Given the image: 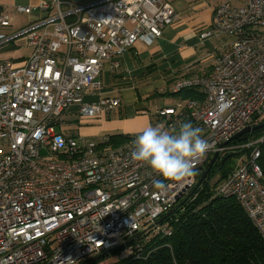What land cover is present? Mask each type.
Wrapping results in <instances>:
<instances>
[{"label":"built area","instance_id":"1","mask_svg":"<svg viewBox=\"0 0 264 264\" xmlns=\"http://www.w3.org/2000/svg\"><path fill=\"white\" fill-rule=\"evenodd\" d=\"M241 1L219 4L199 33L201 40L232 37L211 69L172 87L173 93L196 89L200 97L148 112L155 125L169 130L191 121L210 145L194 161V178L164 181L163 190L155 187L162 176L131 159L138 134L114 144L109 136L91 139L60 127L73 112L79 119L96 117L120 105L115 97L86 103L83 94L97 83L105 62L119 73L122 55L136 41L149 44L162 35L176 16L172 4L38 0L17 10L43 16L11 33L1 32L12 18L0 8V49L20 37L30 48L23 59L0 60V264H81L149 227L170 236L168 221L155 223L193 188L215 153L241 149L248 152L216 194L234 198L264 240V172L257 162L262 138L223 146L264 120V0ZM123 248L141 249L138 243Z\"/></svg>","mask_w":264,"mask_h":264},{"label":"crops","instance_id":"2","mask_svg":"<svg viewBox=\"0 0 264 264\" xmlns=\"http://www.w3.org/2000/svg\"><path fill=\"white\" fill-rule=\"evenodd\" d=\"M74 3H90L97 0H71ZM172 4L176 16L172 23L167 25L162 35L151 43L136 41L121 57V71L113 73L108 62H105L102 73L97 83L83 94V101L96 103L102 98L115 97L120 100V105L110 112H102L96 117L70 116L67 119H75L85 122H98L106 114L110 116H129L134 121L139 116V111L146 109L144 106L138 108L139 102L148 106L154 102L153 108L172 105L179 99L169 103L167 97L174 95L172 87L181 78L190 77L208 72L217 55L225 51L229 36L211 37L205 40L199 38V33L211 23L214 9L221 3L229 2L233 5H240L241 0H165ZM38 0H0V8L12 18V24L2 28L1 32L11 33L22 29L30 23L43 16L42 12L32 10L29 14L17 10L18 5L34 7ZM231 39V38H230ZM26 44V42H25ZM28 52L16 56H10L12 52L20 48V43H12L0 49V60L2 59H23ZM1 54H7L2 56ZM9 55V57H8ZM149 104V105H148ZM151 106V107H152ZM78 108L77 105L70 107L72 111ZM75 113V112H73ZM141 127L144 129L149 124L155 125V119L143 118ZM113 132L111 134H115ZM76 134L91 138L101 139L111 134L103 135L100 126L86 131L83 134ZM127 135V134H125ZM131 135V134H128ZM94 264H108L103 260Z\"/></svg>","mask_w":264,"mask_h":264},{"label":"trees","instance_id":"3","mask_svg":"<svg viewBox=\"0 0 264 264\" xmlns=\"http://www.w3.org/2000/svg\"><path fill=\"white\" fill-rule=\"evenodd\" d=\"M173 94L183 99L200 97L196 89H185ZM258 123H264V120ZM128 136L111 134L109 138L112 143L119 144ZM260 138L262 141L258 144L260 155L257 162L264 172V127L230 144H242ZM239 152L246 155L248 150L241 149L218 156L204 179L195 187L209 162L202 167L192 194L164 219L172 228L170 236H162L157 232L150 237L148 233L152 228L140 232L131 242L138 243L140 251L126 252L123 260L108 264H264V240L240 204L234 198L224 199L216 194L218 185L232 171L230 158ZM226 154H230V157L222 162ZM217 174L218 177H215ZM106 256L93 263L107 260Z\"/></svg>","mask_w":264,"mask_h":264},{"label":"clouds","instance_id":"4","mask_svg":"<svg viewBox=\"0 0 264 264\" xmlns=\"http://www.w3.org/2000/svg\"><path fill=\"white\" fill-rule=\"evenodd\" d=\"M203 129L191 121L166 129L163 123L149 124L135 138L131 159L145 164L163 177L155 182L157 189L167 187L164 181L187 182L194 178V161L206 154L210 145L202 136Z\"/></svg>","mask_w":264,"mask_h":264},{"label":"rangeland","instance_id":"5","mask_svg":"<svg viewBox=\"0 0 264 264\" xmlns=\"http://www.w3.org/2000/svg\"><path fill=\"white\" fill-rule=\"evenodd\" d=\"M230 38H232L231 36H229L227 38V40H231ZM16 43H20V48L16 49L14 52H12L11 54H9L10 56H16L19 54H25L28 52V48L26 47L25 44V38L24 37H20L17 39ZM2 56H7V54H1ZM8 55V57H9ZM177 97L175 95L170 96L169 98L167 97V101L169 103L176 101ZM149 105V104H148ZM154 102L151 101V104L149 105V107L146 105H144V102H139L137 107L141 108L142 106H144L145 108H147V110L142 109L141 111H139L140 114H138L139 116L137 117L136 120L139 119H144L145 121H148V117L150 116L148 114V112H153L155 110V108H153ZM152 106V107H151ZM71 115L73 116H78V114L76 113H72ZM133 117H129V116H110L107 118L106 114L103 116V119H101V121H98L96 123L94 122H85V121H79L76 120L77 118L75 117V119H66V121H64V123L61 125V130L65 133H70V134H76L77 132H79L80 134L85 133L86 131L93 129L97 126H100V128L103 131V135L106 134H111L113 132H116L115 134H139L143 129L140 126L141 125V121H134V119H132ZM57 130H60L59 127H56ZM241 143L236 144V146H241ZM245 153L239 152L237 155H234L230 158L229 164L231 165L232 169L238 165L241 160L245 157L244 155ZM204 167V166H203ZM218 177V174L215 176ZM147 228L144 227L143 230ZM157 234V231L155 230V228H152L149 233L148 236H154ZM127 252L126 248H123L121 250H119L118 252H114V253H110L108 254L105 258L107 259L108 262L113 263L116 261H121L123 260V256L124 254Z\"/></svg>","mask_w":264,"mask_h":264},{"label":"water","instance_id":"6","mask_svg":"<svg viewBox=\"0 0 264 264\" xmlns=\"http://www.w3.org/2000/svg\"><path fill=\"white\" fill-rule=\"evenodd\" d=\"M262 127H264V123H257V124H254V125L247 126V127L243 128L242 130H240L239 132H237L236 134H234V135H233L232 137H230L227 141H225V142L223 143V146H225V145H227V144H230L232 141H234V140H236V139H238V138H242V139H244L248 133L253 132V131H255V130L259 129V128H262ZM217 157H218V154H217V153H215V154L212 156V158L210 159V161H209V163H208V167H207V169L202 173L201 178H200V180L196 183L195 187L200 183L201 180L204 179V177L206 176L208 170L211 169L213 163L216 161ZM229 157H230V154H226V155L222 158V162H224L225 160H227ZM195 187H194L190 192H188V193L186 194V196L183 198V200H182L181 202H179V203H177V204L175 205V207L173 208V210L169 211V212L166 213L164 216H162V217L160 218V220H158L155 224L160 223L162 220H164L165 218H167L168 216H170V215L173 213V211H174L176 208H178V207L181 205V203H182L183 201H185V199H186L187 197H189V196L192 194V192L194 191ZM179 196H181V194H180ZM177 199H178V197H177ZM150 228H151V227H149L147 230H149ZM145 231H146V230H145ZM137 237H138V235H137L136 237H134V238L128 240V241L125 242L124 244L119 245L118 247H115V248L109 249L108 251H105V252H103V253H100V254H98V255H96V256L89 257V258L85 259L84 261H82L81 264H85V263H88V262H94V261L98 260L99 258L104 257L105 255H108V254H110V253H113V252H115L116 250H119V249L123 248L125 245H128L129 243H131V242H132L134 239H136Z\"/></svg>","mask_w":264,"mask_h":264}]
</instances>
